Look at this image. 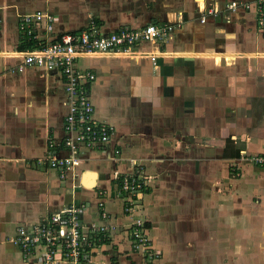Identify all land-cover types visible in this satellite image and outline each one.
I'll return each mask as SVG.
<instances>
[{"label": "crops", "instance_id": "1", "mask_svg": "<svg viewBox=\"0 0 264 264\" xmlns=\"http://www.w3.org/2000/svg\"><path fill=\"white\" fill-rule=\"evenodd\" d=\"M233 1L246 5L232 10ZM256 1L0 0V264H36L14 242L17 230L82 203L85 224L108 226L93 264H264V165L254 162L264 155V35ZM38 12L53 15V27L34 23L29 36L21 18ZM91 21L104 32L149 23L175 29L131 52L78 59L96 74L95 117L114 136L61 176L44 159L66 134L64 78L18 66L24 52ZM138 167L146 178L138 214L160 253L151 261L133 248V215L116 179Z\"/></svg>", "mask_w": 264, "mask_h": 264}, {"label": "built area", "instance_id": "2", "mask_svg": "<svg viewBox=\"0 0 264 264\" xmlns=\"http://www.w3.org/2000/svg\"><path fill=\"white\" fill-rule=\"evenodd\" d=\"M245 5L233 1L228 8L235 10ZM256 19L258 30L264 35V0L256 1ZM53 21V15L38 12L35 16H23L21 28L31 36L34 23L51 30ZM174 29L172 24L149 23L142 28L120 27L104 32L95 21H91L79 32L62 33L55 40L42 42L24 52L19 71L28 67L58 71L65 81L66 134L60 143L50 145L44 159L50 168L64 176L83 162L85 150H106L114 136V127L95 117L91 86L96 74L88 68L78 67V59L95 53L131 52L143 43H154L166 37ZM114 152L118 156L121 150L115 149ZM254 162L264 165V155L256 156ZM116 179L120 181L119 193L125 196L124 210L133 215L130 231L133 248L144 252L151 261L160 253L153 248L145 220L138 214L137 196L146 185L143 169L138 167L130 174L117 175ZM86 208L84 203L72 205L47 216L33 227H20L14 242L25 257L32 258L36 264H93L92 252L106 237L108 226L99 222L85 224L83 214ZM102 216L107 217V214L103 212Z\"/></svg>", "mask_w": 264, "mask_h": 264}, {"label": "rangeland", "instance_id": "3", "mask_svg": "<svg viewBox=\"0 0 264 264\" xmlns=\"http://www.w3.org/2000/svg\"><path fill=\"white\" fill-rule=\"evenodd\" d=\"M142 258H143V256H142ZM142 262H144V258H143V261Z\"/></svg>", "mask_w": 264, "mask_h": 264}, {"label": "trees", "instance_id": "4", "mask_svg": "<svg viewBox=\"0 0 264 264\" xmlns=\"http://www.w3.org/2000/svg\"><path fill=\"white\" fill-rule=\"evenodd\" d=\"M30 45V44H29Z\"/></svg>", "mask_w": 264, "mask_h": 264}]
</instances>
